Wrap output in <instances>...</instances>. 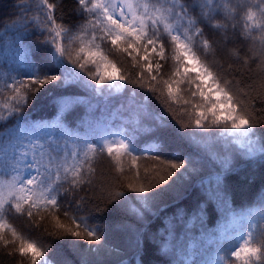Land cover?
<instances>
[{
    "label": "snow or ice",
    "instance_id": "snow-or-ice-1",
    "mask_svg": "<svg viewBox=\"0 0 264 264\" xmlns=\"http://www.w3.org/2000/svg\"><path fill=\"white\" fill-rule=\"evenodd\" d=\"M35 3L42 19L29 17L27 11L30 9L20 5L25 10L13 21L10 30L19 33L22 39L14 40L13 44L22 46L23 39L31 34L29 29H39L41 35L47 33L42 41L48 49L47 56L39 63L26 58L24 79L0 73L12 81L5 87H10L13 93L10 102L0 110V124L13 121L10 128L0 132V173L10 174V179H0V233L8 230L14 238L20 239L17 250L22 256L30 255V264H51V261L45 249L20 236L8 217L26 216L31 220L41 211H59L69 196L75 198L82 190L91 191L96 187L97 169L93 165L97 155L106 154L119 176L126 172L124 158L129 159L127 171L132 175L126 178L128 182L107 191L106 202L126 205L127 211L141 222L142 228L135 238L137 256L148 228L145 214H158L154 200L161 186H167L177 170L185 168L184 163L161 162L160 157L155 156L158 164L152 170L145 168L142 173L137 165L141 156L134 153L140 151L146 156L151 149H138L135 137L123 132L111 133L93 143L87 140L81 143L78 137L61 129L59 139L64 140L63 145L42 135V129L47 126L30 122L24 109L38 93L47 91L46 86L65 89L56 98L60 113L71 112L83 102L77 99V93L68 92V89L82 86L93 96H104L105 93H122L130 87L132 94L128 102L137 125L152 116L150 100L155 97L168 111H173V104L178 106L181 117H187V122L180 120L182 128L201 129L207 135H216L212 130L218 129L221 136L244 148L248 156L256 153L264 156V138L256 137V125L258 122L264 124V119L257 121L253 117L249 106L240 98L241 92L216 70L214 61L206 58L233 42L249 41V55L241 57L235 49L229 52L245 66L250 60L260 62L258 69L264 89V0H76L78 7L74 14L79 19L70 26L64 22L63 10L56 0H35ZM105 43L111 45V50L129 58L131 67L137 71L133 74L118 67L105 54ZM165 43L171 47V57L166 55ZM169 58L173 68L164 79L161 62L167 63ZM138 90H145L139 92V99ZM159 119L163 121L164 117L161 115ZM55 127L60 128V125ZM159 163H166V174L157 172L152 176ZM219 167L220 171L208 178L207 185L201 182L205 199L198 203L195 211L200 219L207 215L211 201L218 202L226 214L237 215L229 205L224 184L232 169V159L225 155ZM126 190L138 195L130 199ZM79 200L77 211L85 197ZM256 207L258 212L250 214L248 230L234 237L236 243L221 249L216 264H264V228L258 233L254 231L257 219L264 223V201ZM178 218L177 213L172 219ZM73 219L84 224V239L101 241V235L86 218ZM57 226L66 236L82 237L79 230L59 223ZM80 226L77 223L76 229ZM165 233L162 240L166 244L167 236L173 234L167 224ZM4 243L9 242L5 240ZM81 264L89 262L82 259Z\"/></svg>",
    "mask_w": 264,
    "mask_h": 264
},
{
    "label": "trees",
    "instance_id": "trees-1",
    "mask_svg": "<svg viewBox=\"0 0 264 264\" xmlns=\"http://www.w3.org/2000/svg\"><path fill=\"white\" fill-rule=\"evenodd\" d=\"M56 2L63 10L64 22L67 25L70 26L79 19L74 14V9L78 7L76 0ZM22 4L30 9L27 11L29 17L42 19L35 0H0V73L18 79H24L23 68L26 58L30 57L39 63L47 56L48 51L42 44L47 33L41 35L39 29L35 31L29 29L31 34L23 39L22 46L13 44L14 40L22 39L19 33L14 34L10 30L13 21L19 19L20 12L25 10L20 7ZM165 47L166 55L171 57L170 45L165 43ZM249 47V41H236L226 48L217 49L215 55L209 54L206 58L209 62L214 61L217 65L216 70L221 71L226 79L231 81L232 87L241 92L242 102L249 106L253 117L259 121L264 119V112L261 111L264 109L262 95L264 89L261 88L262 74L258 69L260 62L250 60L245 66L229 52V49H235L244 57L249 55ZM103 48L105 54L122 70L126 68L133 74L137 71L131 67L130 59L120 52L111 50L110 44L105 43ZM151 58L155 60L154 56ZM161 63H163L161 75L167 79V74L172 71L173 61L169 58L167 63L163 61ZM11 83V80L0 76V110L5 103L10 102L13 95L11 88L5 87ZM46 88V92L42 90L38 93L36 99L30 101L28 107L24 109L30 122L35 121L47 126L42 129V135L58 140L63 145L64 140L59 139L61 129L74 138L78 137L81 143L84 140L93 143L111 133L123 132L135 137L134 144L138 149L145 147L151 149L146 156L140 151L134 153L141 156L137 165L142 173L145 168L152 170L158 164L155 156H159L161 162L185 164V168L177 170L176 176L171 178L167 186H161L155 197L154 208L159 210L158 214L155 216L145 214L148 228L143 235L139 256L135 238L142 228L141 222L127 211L126 205L117 206L106 202L107 191L112 186L128 182L126 178L132 175V172L127 171L129 168L127 157L123 160L126 172L124 176H119L106 154L97 155L93 165L97 169L96 187L91 191L87 189L80 191L75 198L67 197L59 211H41L31 220L26 216H9L8 222L24 240L35 242L38 247L45 249V255L51 264H81L82 259H87L89 264H181L182 261L184 264H199L210 250L230 244L225 237L233 214H226L218 202L211 201L207 215H204L203 219L195 215L198 203L205 199V189L201 187V182L207 185L208 178L220 171L219 165L225 155L232 159V169L226 175L224 184L229 205L234 213L254 215L258 210L256 205L264 201V156L259 153L248 156L244 148L234 144L230 138L221 136L218 129L212 130L216 135H207L201 129L182 128L180 120L184 119L187 122V117H181L176 104L172 105L173 111H168L161 100L153 97L150 100L152 116L143 124L137 125L135 114L128 102V97L132 94L130 87L122 93H105L104 96H93L82 86L68 89V92L77 93V99L83 102L67 113L57 111L56 98L65 89L57 88L55 85ZM141 91L145 90L137 91V99ZM85 97L87 99H84ZM161 115L164 117L163 121L159 119ZM12 123L13 121L9 120L5 124H0V132L10 128ZM58 124L60 128L55 127ZM256 129V137L264 138V124L258 122ZM166 171V163H159L152 176L157 172L159 175H165ZM0 179H10V174L0 173ZM126 195L131 199L138 194L126 190ZM81 196L85 197V200L77 211L76 203H80ZM65 212L68 215H65ZM177 213L179 218L173 220L174 214ZM40 216L44 219L41 220ZM73 217L86 218L87 223L101 235V241L98 243L84 239V224ZM58 223L81 231L82 237L64 235L63 229L58 228ZM77 223L81 225L79 229H76ZM165 224L173 232L167 236L166 244L162 240L166 234ZM262 228L264 223L259 221L256 232ZM0 235H3V240H0V264H30V255L22 256L17 250L20 239L14 238L8 230H4ZM5 240L9 242L7 245L4 243ZM73 241L75 243H72Z\"/></svg>",
    "mask_w": 264,
    "mask_h": 264
},
{
    "label": "rangeland",
    "instance_id": "rangeland-1",
    "mask_svg": "<svg viewBox=\"0 0 264 264\" xmlns=\"http://www.w3.org/2000/svg\"><path fill=\"white\" fill-rule=\"evenodd\" d=\"M257 212H258V210L255 212L254 215H256ZM249 218H250V216H245V215H232V219L230 220V222L228 224V233L225 237L228 239L230 244L236 243V241L234 240L235 236L241 234V232H246L248 230ZM258 224H259V220L257 219L256 228L254 230L255 232L257 230ZM229 245H227V246H229ZM226 247H222V248L219 247L216 250H213V249L210 250V252L208 254H206V258L201 260L199 262V264H216L217 256L222 254L221 249L226 248Z\"/></svg>",
    "mask_w": 264,
    "mask_h": 264
}]
</instances>
